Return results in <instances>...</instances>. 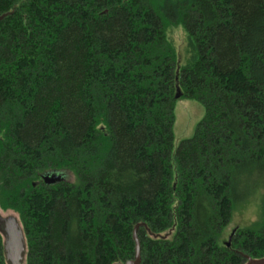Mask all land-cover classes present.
Here are the masks:
<instances>
[{"label":"trees","instance_id":"1","mask_svg":"<svg viewBox=\"0 0 264 264\" xmlns=\"http://www.w3.org/2000/svg\"><path fill=\"white\" fill-rule=\"evenodd\" d=\"M0 17V210L24 264H125L135 227L140 264L264 258V0H0ZM182 98L204 115L174 147Z\"/></svg>","mask_w":264,"mask_h":264},{"label":"rangeland","instance_id":"2","mask_svg":"<svg viewBox=\"0 0 264 264\" xmlns=\"http://www.w3.org/2000/svg\"><path fill=\"white\" fill-rule=\"evenodd\" d=\"M171 32L172 33L169 36L170 39L179 49H181L185 38L183 31L175 29ZM203 115L204 109L198 101L185 98L176 101L173 109L174 122L172 127L174 147H176L181 141L192 138L197 125L203 118ZM257 208L258 203L255 201L247 204L246 207L239 208L237 212L234 213L227 229H225L222 235V242L227 244L229 239L234 236L236 229L249 226L254 222L258 216ZM0 216L2 218L8 216L16 217V215L11 212L5 213L1 210Z\"/></svg>","mask_w":264,"mask_h":264},{"label":"water","instance_id":"3","mask_svg":"<svg viewBox=\"0 0 264 264\" xmlns=\"http://www.w3.org/2000/svg\"><path fill=\"white\" fill-rule=\"evenodd\" d=\"M3 17H0V20ZM181 96L179 89L176 90L174 99L177 100ZM43 184L46 186H53L61 181H63V177L61 174H47L42 176ZM4 225L3 228H0V233L4 238L3 243V256L6 264H24L25 260V243L23 232L18 224V221L14 218L8 217L5 219H1ZM138 227H135L132 238L134 241V258L126 262L125 264H140V246L139 242L136 238V230ZM230 240L226 244L227 247L230 244ZM244 264H264V258L260 259H252L247 257L246 262Z\"/></svg>","mask_w":264,"mask_h":264},{"label":"flooded vegetation","instance_id":"4","mask_svg":"<svg viewBox=\"0 0 264 264\" xmlns=\"http://www.w3.org/2000/svg\"><path fill=\"white\" fill-rule=\"evenodd\" d=\"M41 178H42V177H41ZM41 182H42V184H43L42 179H41ZM8 217H11V216H8ZM8 217H5V218H8ZM5 218H2V217L0 216V228H3V227H4V225H3L1 219H5ZM11 218H14V219H16V220L18 221V224L20 225V228H21V230H22L21 224H20V222H19L17 216H16V217H13V216H12ZM22 232H23V231H22ZM0 236H1V238H2V254H3V243H4V238L2 237L1 233H0ZM23 237H24V234H23ZM24 243H25V256H26L27 247H26V241H25V238H24ZM3 257H4V256H3ZM245 262H246V261H245Z\"/></svg>","mask_w":264,"mask_h":264}]
</instances>
